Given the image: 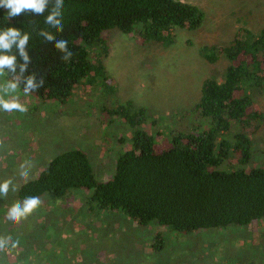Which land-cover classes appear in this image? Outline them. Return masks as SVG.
Listing matches in <instances>:
<instances>
[{
  "label": "trees",
  "instance_id": "obj_1",
  "mask_svg": "<svg viewBox=\"0 0 264 264\" xmlns=\"http://www.w3.org/2000/svg\"><path fill=\"white\" fill-rule=\"evenodd\" d=\"M43 21L44 16L30 13L7 20L0 9V29L14 26L30 34L25 46L30 62L23 76L35 73L44 81L30 95L41 103L70 104L80 98L77 93L99 92V113L122 128L116 139L119 150L104 178L96 176L81 148L51 156L17 187L14 201L44 194L51 201H68L75 191L90 192V210L122 212L141 228H160L150 237L158 255L175 235L181 240L201 232L255 227L264 237V164L256 166L254 160L256 137L264 130V112L254 101L264 94V29H240L228 45L204 49L209 62L220 56L227 60L222 80L206 78L199 101L171 116L159 135L160 119L148 108L131 101L107 106L116 94L104 65L108 33H136L141 46L169 47L174 31L200 28L203 13L197 6L180 0H64V30L55 35L68 40L73 52L69 62L55 50L54 41L39 35L41 29L51 31ZM11 54L19 63L15 46ZM5 72L11 81L19 67L16 73ZM20 92L25 93L22 85ZM155 135L163 136L165 144L159 145ZM233 260L226 264H264V251Z\"/></svg>",
  "mask_w": 264,
  "mask_h": 264
},
{
  "label": "rangeland",
  "instance_id": "obj_2",
  "mask_svg": "<svg viewBox=\"0 0 264 264\" xmlns=\"http://www.w3.org/2000/svg\"><path fill=\"white\" fill-rule=\"evenodd\" d=\"M180 1L197 6L203 21L195 31H174L169 47L141 46L136 33H108L104 65L116 94L107 106L131 101L135 107L148 108L160 119L159 135L171 116L191 110L199 101L206 78L222 80L227 60L220 56L209 62L204 49L228 45L240 29L253 33L264 29V0ZM8 81L0 78V84ZM96 93H77L76 102L57 104L41 103L19 92L27 113L0 112V181L12 178L17 190L24 182L21 171L28 170L29 180L51 156L71 147L86 151L96 176L106 177L119 150L116 139L122 128L114 118L110 121L99 113L102 103ZM254 101L264 112V94ZM159 135L155 141L165 144ZM255 142V165L260 166L264 164V130ZM22 162L24 169L19 167ZM15 192L0 197V238L6 245L0 251V264H226L264 251V237L250 227L201 232L181 240L175 235L168 239L163 255L155 254L150 237L160 228H141L122 212L90 210L86 202L90 192L83 190L75 191L68 201H51L44 194L32 215L13 224L6 212ZM15 241L18 246L12 248Z\"/></svg>",
  "mask_w": 264,
  "mask_h": 264
},
{
  "label": "clouds",
  "instance_id": "obj_3",
  "mask_svg": "<svg viewBox=\"0 0 264 264\" xmlns=\"http://www.w3.org/2000/svg\"><path fill=\"white\" fill-rule=\"evenodd\" d=\"M52 3V7L48 9V14L45 16L46 8ZM0 9H3L7 20H12L21 17L25 13H30L34 16H44V24L51 31L41 29L39 35L43 36L48 42L54 41V48L62 53V59L69 62L73 56V52L68 48V40L64 38H56L57 33L64 30L63 24V9L64 0H0ZM30 34L23 32L22 29L14 26H7L0 29V78L8 73H16L19 67L18 76H14L11 81L6 84H0V112L5 113H27L28 107L20 101L21 85L26 94H31L37 91L44 83L43 77L39 80L35 73L23 76L29 64V55L25 51V46L28 44ZM13 46L19 56L20 62L17 61V55L11 54ZM19 77V78H18ZM24 169L23 162L19 165ZM20 177L24 182L28 181L29 172L23 170ZM16 191V186L13 184L12 178H7L0 181V197L8 195L9 191ZM41 199L39 196H26L22 201H13L8 207L6 218L13 224L19 223L32 215L40 206ZM18 241L12 242V248L18 246ZM5 241L0 238V251L5 249Z\"/></svg>",
  "mask_w": 264,
  "mask_h": 264
}]
</instances>
